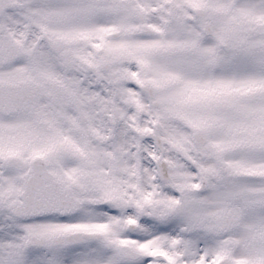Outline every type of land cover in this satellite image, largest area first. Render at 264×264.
<instances>
[{"label": "snow or ice", "instance_id": "obj_1", "mask_svg": "<svg viewBox=\"0 0 264 264\" xmlns=\"http://www.w3.org/2000/svg\"><path fill=\"white\" fill-rule=\"evenodd\" d=\"M0 264H264V0H0Z\"/></svg>", "mask_w": 264, "mask_h": 264}]
</instances>
